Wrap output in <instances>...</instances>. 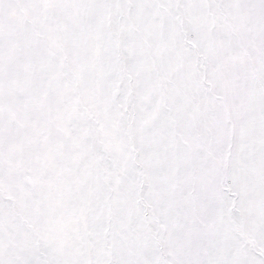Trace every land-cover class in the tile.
<instances>
[{
	"label": "snow or ice",
	"instance_id": "obj_1",
	"mask_svg": "<svg viewBox=\"0 0 264 264\" xmlns=\"http://www.w3.org/2000/svg\"><path fill=\"white\" fill-rule=\"evenodd\" d=\"M0 264H264V0H0Z\"/></svg>",
	"mask_w": 264,
	"mask_h": 264
}]
</instances>
